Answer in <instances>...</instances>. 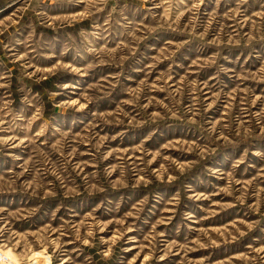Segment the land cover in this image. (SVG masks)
Instances as JSON below:
<instances>
[{
	"label": "rangeland",
	"instance_id": "obj_1",
	"mask_svg": "<svg viewBox=\"0 0 264 264\" xmlns=\"http://www.w3.org/2000/svg\"><path fill=\"white\" fill-rule=\"evenodd\" d=\"M0 264H264V0H0Z\"/></svg>",
	"mask_w": 264,
	"mask_h": 264
}]
</instances>
